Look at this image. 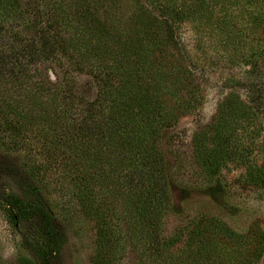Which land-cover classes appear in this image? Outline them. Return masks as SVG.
<instances>
[{
  "label": "trees",
  "instance_id": "trees-1",
  "mask_svg": "<svg viewBox=\"0 0 264 264\" xmlns=\"http://www.w3.org/2000/svg\"><path fill=\"white\" fill-rule=\"evenodd\" d=\"M233 1L187 0L179 16L203 21L229 42L239 24ZM215 4L231 11L219 16ZM153 11L179 13L175 0H0V215L29 256L22 264H60L67 241L38 181L50 161L71 166L76 180L90 162L103 168V189L116 184L140 264H208L215 253H226L225 235L208 222H196L190 244L175 255L156 231L170 210L172 187L160 142L200 105L201 95L189 71L167 55L173 28ZM250 18L261 20H252L253 30L264 31V3ZM231 37L234 49L236 33ZM242 85L249 102L262 105L264 83ZM236 97L232 91L218 103V118L245 108L233 103ZM208 160L204 154L202 164ZM90 177L73 185L82 204ZM177 190L181 199L189 196ZM218 191L208 188L212 198ZM92 215L99 245L93 264H112L116 232L95 209Z\"/></svg>",
  "mask_w": 264,
  "mask_h": 264
},
{
  "label": "rangeland",
  "instance_id": "rangeland-1",
  "mask_svg": "<svg viewBox=\"0 0 264 264\" xmlns=\"http://www.w3.org/2000/svg\"><path fill=\"white\" fill-rule=\"evenodd\" d=\"M261 2L264 0H234V8L229 7L239 23L229 37L232 42L231 36L236 33L238 44H233L234 49L222 31L210 32L203 21L179 16L185 15L181 7L189 5L187 0H175L177 17H171L172 12L153 11L159 22L173 28L175 44L166 48L167 55L173 57L174 61L170 60L176 66L189 71L201 95L200 105L181 115L160 142L172 187L167 195L170 203L166 202L170 210L162 214L156 231L166 241L163 248L168 253L179 254L190 244L195 223L208 222L216 233L225 235L227 247L225 254L215 253L208 264H264V98L262 105L254 107L242 85L264 83V31L250 26L252 20L255 25L261 23L259 18H250L261 8ZM223 8L215 4L213 10L219 16L227 15L229 9ZM181 18L185 19L179 21ZM232 91L238 95L233 103H242L245 108L231 109L221 120L216 114L217 105ZM204 154L209 160L203 165ZM90 165L83 176L92 174L91 191L83 204L73 186L83 176L77 175L76 180L68 170L71 166L64 170L51 161L41 166L40 188L54 215L66 227L67 241L59 256L60 264L94 263L99 251L94 209L106 221V228L116 232V253L109 255L114 259L112 264H140L116 184L104 190L103 168L93 162ZM213 185L219 194L212 198L208 188ZM177 189L188 190L189 196L181 199ZM28 257L18 234L0 215V264H22Z\"/></svg>",
  "mask_w": 264,
  "mask_h": 264
}]
</instances>
